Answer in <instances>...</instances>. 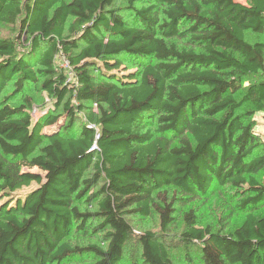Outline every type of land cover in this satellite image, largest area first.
I'll use <instances>...</instances> for the list:
<instances>
[{"label":"trees","instance_id":"16d2710c","mask_svg":"<svg viewBox=\"0 0 264 264\" xmlns=\"http://www.w3.org/2000/svg\"><path fill=\"white\" fill-rule=\"evenodd\" d=\"M115 2L0 0V24L17 26L0 37V94L10 84L21 96L0 104V264L83 254L120 264L133 240L144 264H173L161 234L127 220L156 212L167 230L163 186L192 199L236 189L247 210L238 227L197 226L190 210L179 239L201 264H264V76L242 89L264 75V41L246 39L264 34V0ZM37 84L60 113L34 117L24 91ZM98 184L97 209L80 210L75 200ZM90 219L104 245H71Z\"/></svg>","mask_w":264,"mask_h":264},{"label":"rangeland","instance_id":"374dc122","mask_svg":"<svg viewBox=\"0 0 264 264\" xmlns=\"http://www.w3.org/2000/svg\"><path fill=\"white\" fill-rule=\"evenodd\" d=\"M236 1L241 3L246 2V0ZM125 2L126 0H116L115 3L123 4ZM136 5H139L138 2ZM16 34L17 26L0 24V37L13 38ZM246 39L250 42L264 41V34L248 32L246 33ZM25 49H27V47H25ZM56 65L60 70L63 69L68 73L69 69L64 65V59L57 57ZM263 76L264 75L259 74L257 76L247 77L243 82L242 89L249 83L263 78ZM24 94L30 98V110L35 118L46 110L51 113H60V108H56L55 100L52 99L39 84L30 85L27 90L24 91ZM20 97L19 94L14 93V87L9 84L0 94V104H8L11 106L18 105L21 103ZM80 119L83 120V114H81ZM256 120L258 123L257 130L262 132L264 139V114H257ZM39 147L35 153L38 152ZM21 169L23 171L40 172L37 167L28 168L23 166ZM259 179L264 181V177L262 176H259ZM35 185L36 183L32 182L29 186L21 188L16 194L22 195ZM99 185L100 184L94 186L91 190H87L79 199L75 200L80 210L95 211L97 209L96 200L89 199V195L96 190ZM160 193L168 200H173L174 212L172 213V221L168 225L167 230H161L160 218L156 212H152L148 216L137 214L130 215L127 217V220L135 233L149 230L159 235L161 234L164 238L163 240L167 244L169 256L173 264H201L199 259L193 254L192 248L189 253H186L187 250L179 239V235L185 227L184 213L186 211H193L197 226H209L213 231H220L222 233L231 232L238 227L247 212V210L241 208L239 204L244 196L237 193V190L230 186H215L208 195L194 199L185 197L174 186H163L160 188ZM259 210L264 214V202L259 206ZM99 225V221L90 219L83 227H79L72 231L66 237V240L71 245L83 246L96 243L102 246L104 245L106 230L104 228H99ZM93 262L94 258L92 256L83 254L70 257L60 264H93ZM120 264H144L140 259V245L137 241L133 240L128 243L124 251L123 260Z\"/></svg>","mask_w":264,"mask_h":264},{"label":"built area","instance_id":"2783aa9c","mask_svg":"<svg viewBox=\"0 0 264 264\" xmlns=\"http://www.w3.org/2000/svg\"><path fill=\"white\" fill-rule=\"evenodd\" d=\"M64 65H65L66 67H68L67 63H65V62H64ZM95 106H96V105L94 104V107H95Z\"/></svg>","mask_w":264,"mask_h":264}]
</instances>
